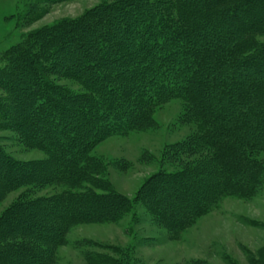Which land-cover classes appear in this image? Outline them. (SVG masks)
Returning a JSON list of instances; mask_svg holds the SVG:
<instances>
[{
    "label": "trees",
    "instance_id": "16d2710c",
    "mask_svg": "<svg viewBox=\"0 0 264 264\" xmlns=\"http://www.w3.org/2000/svg\"><path fill=\"white\" fill-rule=\"evenodd\" d=\"M60 1L27 0L20 18ZM257 35L264 0H121L41 27L5 51L0 127L45 158L20 161L0 147V202L23 188L0 213V264H55L73 227L128 214L136 222L137 206L174 237L221 198L254 196L264 183ZM170 99L182 102L180 122L193 131L167 145L133 199L115 193L94 148L154 126V111ZM49 186L60 190L34 193ZM101 248L111 255L87 251V264H141L126 249Z\"/></svg>",
    "mask_w": 264,
    "mask_h": 264
},
{
    "label": "rangeland",
    "instance_id": "374dc122",
    "mask_svg": "<svg viewBox=\"0 0 264 264\" xmlns=\"http://www.w3.org/2000/svg\"><path fill=\"white\" fill-rule=\"evenodd\" d=\"M117 1L121 0L42 3L36 12L22 20L20 16L27 0H0V64L4 61V52L21 42L28 33L60 21L78 19L101 4ZM255 38L264 42V35ZM55 82L78 88L76 83L66 79ZM182 113V102L170 99L154 111V126L126 135H112L96 145L93 154L102 160L105 177L115 193L133 199L143 183L160 170L159 159L167 145L182 140L193 131L191 125L180 122ZM17 139L13 131L0 127V147L7 155L20 161L45 158L41 151L25 148ZM258 159L264 169V154ZM22 190L6 194L0 202V213ZM58 190L49 186L34 193L51 195ZM136 209L139 216L136 222H132L128 214L117 223L73 227L66 235V242L57 248L55 264H87L84 257L87 251L111 255L101 248L105 245L128 250L141 264H189L195 261L264 264V183L250 198H221L208 213L174 237L152 221L143 207ZM88 241L90 244L85 245Z\"/></svg>",
    "mask_w": 264,
    "mask_h": 264
}]
</instances>
